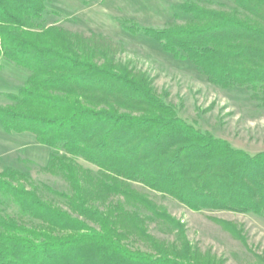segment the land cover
I'll list each match as a JSON object with an SVG mask.
<instances>
[{"label":"trees","instance_id":"1","mask_svg":"<svg viewBox=\"0 0 264 264\" xmlns=\"http://www.w3.org/2000/svg\"><path fill=\"white\" fill-rule=\"evenodd\" d=\"M47 1L0 0V57L31 73L18 93H4L13 103L0 106V125L50 147L44 169L61 173L71 193L13 167L0 171V204L10 198L18 207L0 209V264H223L132 182L195 210L264 216V151L252 156L187 123L104 36L44 27ZM232 1L229 9L187 2L181 8L192 20L151 35L211 82L245 87L264 105V0ZM147 220L165 224L174 239L152 234Z\"/></svg>","mask_w":264,"mask_h":264},{"label":"rangeland","instance_id":"2","mask_svg":"<svg viewBox=\"0 0 264 264\" xmlns=\"http://www.w3.org/2000/svg\"><path fill=\"white\" fill-rule=\"evenodd\" d=\"M187 2L217 9L234 7L232 0H48L39 22L44 27L54 26L67 33L104 36L117 46L118 60L145 73L160 98L171 105L179 117L198 130L224 139L232 147L254 156L264 151V105L252 99L251 91L245 87L223 88L211 82L194 62L177 57L165 48L163 41L151 35V31L192 20L193 14L181 8ZM30 74L29 70L0 57V106L13 103L4 93H18ZM8 140L0 143V165L20 168L37 182L71 193L70 185L61 173L51 174L44 169L40 159L44 149L42 151L35 144L22 146L20 139ZM45 149L50 155L52 149L48 146ZM57 152L64 153L63 150ZM76 160L94 176L101 175L96 164L82 157ZM132 186L166 207L172 216L185 224L193 244L203 252L217 255L223 264H258L260 258L264 260V216L225 209L195 210L143 183L132 182ZM0 209L9 214L18 211L10 198L0 204ZM138 213L150 216L144 210ZM218 220L233 223L238 234L234 235ZM147 222L149 231L158 238L174 239V232L165 224L154 220Z\"/></svg>","mask_w":264,"mask_h":264},{"label":"crops","instance_id":"3","mask_svg":"<svg viewBox=\"0 0 264 264\" xmlns=\"http://www.w3.org/2000/svg\"><path fill=\"white\" fill-rule=\"evenodd\" d=\"M8 138H10L8 140ZM19 140V144L26 145V144H35L38 145V147H41V150L43 151V157L40 158L42 161V165H46L47 161H48V157H49V151L46 150V146L40 145L34 134L30 133V132H22V133H8L6 132L2 126H0V143H5L4 141L8 140L10 142H12V140ZM9 142V143H10ZM7 143V141H6ZM22 159V158H21ZM6 167V165H0V171L4 170ZM14 168V167H13ZM18 170H21L20 168H15Z\"/></svg>","mask_w":264,"mask_h":264}]
</instances>
